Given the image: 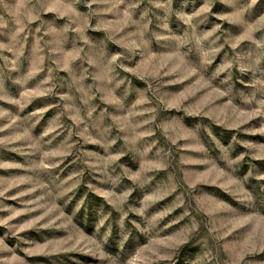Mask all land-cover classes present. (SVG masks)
<instances>
[{
  "label": "rangeland",
  "instance_id": "1",
  "mask_svg": "<svg viewBox=\"0 0 264 264\" xmlns=\"http://www.w3.org/2000/svg\"><path fill=\"white\" fill-rule=\"evenodd\" d=\"M0 264H264V0H0Z\"/></svg>",
  "mask_w": 264,
  "mask_h": 264
}]
</instances>
